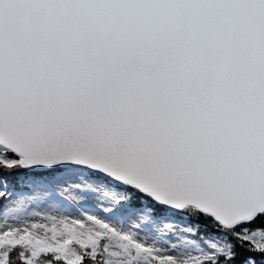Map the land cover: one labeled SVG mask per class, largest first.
I'll return each instance as SVG.
<instances>
[{
	"label": "snow or ice",
	"instance_id": "snow-or-ice-1",
	"mask_svg": "<svg viewBox=\"0 0 264 264\" xmlns=\"http://www.w3.org/2000/svg\"><path fill=\"white\" fill-rule=\"evenodd\" d=\"M2 208L0 264H264V0H0Z\"/></svg>",
	"mask_w": 264,
	"mask_h": 264
},
{
	"label": "rangeland",
	"instance_id": "rangeland-1",
	"mask_svg": "<svg viewBox=\"0 0 264 264\" xmlns=\"http://www.w3.org/2000/svg\"><path fill=\"white\" fill-rule=\"evenodd\" d=\"M77 194L71 190L70 187H67L63 190L62 195L58 193L57 199L55 201V206L63 209H67V211L75 213L77 210L83 211L81 208V205L84 203L83 199L77 198L73 199L74 196ZM18 197H13V199H16ZM103 204L97 202V207L98 208H103ZM0 223H3V218H2V213L3 211L6 210V208L0 209ZM39 212L40 213V218L39 219H34V218H28L27 222L33 223V222H47L46 220H43V217L45 215H51L53 214L50 207L41 205L39 207L37 206H31L30 207V212ZM10 223L12 222L11 220L9 221ZM162 227V226H161Z\"/></svg>",
	"mask_w": 264,
	"mask_h": 264
}]
</instances>
